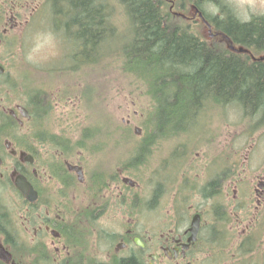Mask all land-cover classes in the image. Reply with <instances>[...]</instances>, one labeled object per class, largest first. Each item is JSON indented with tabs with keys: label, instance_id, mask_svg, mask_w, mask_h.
<instances>
[{
	"label": "flooded vegetation",
	"instance_id": "1",
	"mask_svg": "<svg viewBox=\"0 0 264 264\" xmlns=\"http://www.w3.org/2000/svg\"><path fill=\"white\" fill-rule=\"evenodd\" d=\"M180 9L184 22L200 25L203 14L196 5L184 4ZM51 10L48 0H0V264H249V253L258 247L256 234L264 230V166L246 189L245 169L235 170L239 179L233 182L227 203L218 200L223 182L217 187L210 181V191L218 193L200 194L207 201L217 199L212 211L197 206L186 209L184 194L171 209L162 205L159 210H138L139 201L127 192L136 187L121 177L119 165L110 169L114 177L107 180L108 187L95 186L102 181L95 177L103 178L107 169L106 153L118 149L107 139L116 141L118 131L94 132L104 144L85 149L94 150L88 154L98 159L89 175L83 161L85 150L67 148L64 152L60 147L71 142L69 137L58 133L66 138L59 147L47 140L57 136L55 130H34L25 90L31 86L28 76L11 77L20 63L16 43L41 27L50 28L46 21L51 19ZM203 36L213 38L214 34L207 26ZM12 94L21 96L23 106H10ZM23 108L29 118L21 112ZM7 118L17 125L12 131L2 123ZM183 172L181 166L180 176ZM18 178L31 186L33 201L18 188ZM164 188L170 192L174 186ZM163 194L162 190L160 197ZM154 199L153 194L149 201ZM160 201L168 203L169 199L165 196ZM195 217L199 228L194 234Z\"/></svg>",
	"mask_w": 264,
	"mask_h": 264
},
{
	"label": "trees",
	"instance_id": "2",
	"mask_svg": "<svg viewBox=\"0 0 264 264\" xmlns=\"http://www.w3.org/2000/svg\"><path fill=\"white\" fill-rule=\"evenodd\" d=\"M209 2L220 8L218 15L206 11ZM48 3L52 9L53 31L60 34L58 36L72 51V62L65 72L70 73L73 83L83 86L80 100L87 104L88 99L90 117L101 113L98 107L103 100L99 97L104 98L99 93L97 97L87 93L89 88L92 90L90 79L97 68L105 70L114 65L133 86L130 100L143 99L145 102L139 149L136 153L134 148L130 153L132 159L123 166L126 170L142 166L150 148L162 139L202 130L201 125L194 130L196 123L205 120L213 109L236 106L243 117L250 120L251 133L264 128V16L240 21L225 0H48ZM184 4L196 5L203 14L200 25L183 21L180 7ZM207 26L214 34L213 38H204L203 31ZM85 86L88 87L86 90ZM64 94L76 98L70 95L68 88ZM29 100L28 109L35 119L34 130L47 129L46 120L53 109L51 95L33 87ZM97 122V125L101 124V121ZM2 123L10 131L17 127L10 118ZM110 125L109 120L101 128L116 131ZM94 128H86L84 135L64 146V137L52 136L47 140H54L64 152L67 148L84 151L91 148L90 142L85 140H98L97 145H92L94 147L104 144L102 137L94 134ZM129 130L130 127L121 125V131L127 134H120V139L115 141V146L124 147L120 149L125 152L128 147L124 141L132 140L135 135ZM85 151L91 153L94 150ZM183 155L181 153L173 163L180 162L181 165ZM66 157H69L68 153ZM95 178L102 180L96 188L109 186L106 179ZM216 178L221 180L222 177ZM216 178V184L213 182L211 186L218 185ZM165 185L160 184L154 191L155 199L162 195ZM185 189L195 191L191 186ZM200 193L208 197L218 192L204 187ZM154 200L147 203V208Z\"/></svg>",
	"mask_w": 264,
	"mask_h": 264
},
{
	"label": "rangeland",
	"instance_id": "3",
	"mask_svg": "<svg viewBox=\"0 0 264 264\" xmlns=\"http://www.w3.org/2000/svg\"><path fill=\"white\" fill-rule=\"evenodd\" d=\"M225 1L226 5L229 3V7L235 11L240 21L248 22L254 15H264V0H238L239 7L233 3V0ZM180 3L182 4L184 1ZM180 13H183V11H180ZM46 22L52 29L51 21L48 20ZM43 25L46 26L44 20L42 22ZM50 28L41 27L29 33L26 39L24 37V42L19 40L16 43L18 49L17 61H20V63L18 64L17 72L11 77L12 79L13 77L17 78L27 75L30 78L31 86H28L26 89V96L28 98L31 96L34 86L43 88L48 92L58 93V98L62 100L59 103L57 102L51 112V116L46 120L47 129H53L56 133H61L63 136L77 140L80 137L79 133L88 127H96L94 128L95 131L101 134V132L105 131V128H101L102 125L108 124L107 119H109L111 121V129L118 131V134H127L125 131H121V125L130 127L131 130L129 132H133L132 135L135 134L136 128H141V123L145 120V113H143L145 112L143 106L145 102L143 99L130 100V92L133 86H130L128 81L122 75H119V71L115 70L116 67L114 65L105 70L97 68L92 73L90 81L93 86L92 90L90 88L87 90L88 96L93 95L97 97L99 93L104 98L99 97V100H103L102 104L98 107L101 113L99 115L94 113L90 117L91 110L87 106L88 99L87 104L80 100L83 87L77 83H73L69 72H59V70L68 69L72 62L71 48L66 42H63L62 37L59 36L61 40V55L57 59L42 65H32L25 61L24 54L29 47L32 34L40 30H50ZM90 75L91 73H89L86 80ZM15 78L13 80L19 81V79ZM26 80H28L27 77ZM65 84L68 85L65 86ZM66 87L70 91V95L79 99L75 104L72 103L73 99L71 100L68 97L62 98V94L67 90ZM87 88L85 86V90ZM91 91L92 93H90ZM135 95L138 98V95ZM12 96L11 107H15L16 105L23 106V102L18 98L21 96L16 94H12ZM134 103L135 105H133ZM204 118L205 123L200 119L194 128V130L197 129V126H200L202 122V125L204 124L201 126L202 130L181 133L179 136L162 139L159 143L165 142L160 147L157 146L158 143L156 146L150 148V152L145 156L146 161L142 160V166L126 170V167L123 166H125L128 160L132 159L133 155L130 153L134 148L136 153L137 149H139L140 140H138L139 138L136 135H133L134 139L124 141V144L128 147L126 152L120 149L124 147H120L115 152L108 151L106 153L104 162L107 169L103 172V179L109 181L111 177H114L113 170L110 169L114 164L115 166L121 165L119 170L121 177L129 178L134 184L133 189L136 187L134 192L133 190H127V192L130 196L134 195V198L139 201L137 205L138 210H159L162 209V205L165 206V209H171L181 194H184L183 201L186 203V209L197 206L204 211H208L209 209L212 211L213 204L218 202L217 199L213 198L207 201L200 194V191L204 187H207L210 191L211 188L208 183L216 177H222L221 180L216 178L217 187H221L220 183L223 182L220 190L221 197L218 200L227 203L229 199L228 194H233V182L239 179V175L235 170L245 169L246 175L243 183L246 189L251 186L256 174L264 166V130L250 133V124L243 117L241 109L236 106H228L223 110L213 109ZM98 120L101 121L100 125H97ZM19 134L21 136L24 135L23 131ZM118 138L120 139V137ZM25 139L28 140L27 137ZM107 141L113 147L115 140L108 138ZM89 142L91 148H98V146H92L97 145L98 140L94 139ZM173 152L175 153L173 154ZM181 153H184L183 163L181 165L179 164L180 162L173 163L174 160L177 161L180 158ZM84 154L83 161L89 171V175H91L92 171L96 170L95 162L98 159L97 156H91L87 151H84ZM116 160L117 162L113 163ZM181 166L184 170L183 176H180ZM164 168L166 170L163 174ZM177 178L179 180L176 182ZM186 180L191 182L188 183ZM193 182L197 184H193ZM165 183L169 188L175 184L173 190L167 192L164 188V196L156 199L155 203L149 204V208H147V203L153 197L154 191L159 189L160 184L163 185ZM181 183L182 187L179 186ZM187 183L189 184L187 186H191L195 191L191 189L186 190L184 186ZM246 192L250 191L247 190ZM165 196L169 199L168 203H161L160 200ZM157 200L160 202L157 203ZM262 221V226H264V219ZM256 236L258 237V247L252 253H249L251 257L249 264H264V230L257 232ZM254 258L256 259V263L252 261Z\"/></svg>",
	"mask_w": 264,
	"mask_h": 264
},
{
	"label": "clouds",
	"instance_id": "4",
	"mask_svg": "<svg viewBox=\"0 0 264 264\" xmlns=\"http://www.w3.org/2000/svg\"><path fill=\"white\" fill-rule=\"evenodd\" d=\"M233 3L239 7L238 0H233ZM206 11L215 15L219 14L220 8L209 2ZM60 55L61 40L58 34L52 30H40L32 34L24 59L28 64L42 65L57 59Z\"/></svg>",
	"mask_w": 264,
	"mask_h": 264
},
{
	"label": "water",
	"instance_id": "5",
	"mask_svg": "<svg viewBox=\"0 0 264 264\" xmlns=\"http://www.w3.org/2000/svg\"><path fill=\"white\" fill-rule=\"evenodd\" d=\"M21 112L24 114V116H28V112L25 109H22ZM23 180H24L23 178H18L17 186L22 191V193H24L30 200L33 201L35 198L32 196V188L27 182H24ZM198 221L199 219L196 217L193 220L192 227L194 233H196L197 228L199 226Z\"/></svg>",
	"mask_w": 264,
	"mask_h": 264
}]
</instances>
